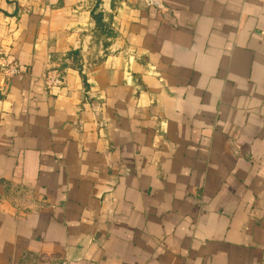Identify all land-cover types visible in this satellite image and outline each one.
<instances>
[{"label":"crops","instance_id":"0c3cea01","mask_svg":"<svg viewBox=\"0 0 264 264\" xmlns=\"http://www.w3.org/2000/svg\"><path fill=\"white\" fill-rule=\"evenodd\" d=\"M0 52V264H264V0H0Z\"/></svg>","mask_w":264,"mask_h":264},{"label":"built area","instance_id":"2783aa9c","mask_svg":"<svg viewBox=\"0 0 264 264\" xmlns=\"http://www.w3.org/2000/svg\"><path fill=\"white\" fill-rule=\"evenodd\" d=\"M66 68L62 61H53L48 58L45 70L41 75L46 89L51 90L66 85ZM0 73L6 83L20 74V67L17 62L10 60L9 54L0 52Z\"/></svg>","mask_w":264,"mask_h":264}]
</instances>
